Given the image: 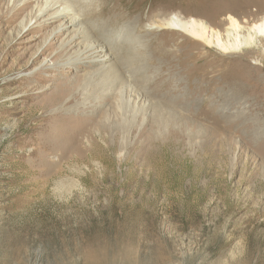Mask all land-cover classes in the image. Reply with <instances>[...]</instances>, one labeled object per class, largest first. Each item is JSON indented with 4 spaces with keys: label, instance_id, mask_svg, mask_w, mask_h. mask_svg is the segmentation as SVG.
<instances>
[{
    "label": "rangeland",
    "instance_id": "374dc122",
    "mask_svg": "<svg viewBox=\"0 0 264 264\" xmlns=\"http://www.w3.org/2000/svg\"><path fill=\"white\" fill-rule=\"evenodd\" d=\"M47 2L0 0V264H264V37L156 25H249L264 0H58L111 76Z\"/></svg>",
    "mask_w": 264,
    "mask_h": 264
},
{
    "label": "bare ground",
    "instance_id": "6f19581e",
    "mask_svg": "<svg viewBox=\"0 0 264 264\" xmlns=\"http://www.w3.org/2000/svg\"><path fill=\"white\" fill-rule=\"evenodd\" d=\"M26 1H30V0H25V2ZM46 4L47 5H45L44 7L38 9V11L36 12V16L44 17V15L49 13V16L46 19H44L43 23H45V25H47L48 22L49 24H51L53 21L64 19V22H61L57 25L58 27L57 30H55V34H58L57 32H61V30L67 31V33H69L67 34L68 39L67 41H65L64 45H72L73 42H76L77 40H81V43H84L86 47L83 51L81 49V51L77 52L76 60H78L81 56H83L82 53H89L88 55L89 58L91 53L94 52V55H92L90 60H88L89 63L92 64L93 62L97 65L98 67L97 71L99 72V74L104 73L111 76V72L114 69V67L110 62L109 56H107L106 53H104L103 55L99 54L100 52L99 47H101L102 51L104 48L101 46V44L95 45L93 43H90V41L88 42V36L85 31V27L83 28V26L80 24L81 20L79 21L77 19L76 17L77 14L75 16L72 12V9H70L68 6H62V4H58V0H54L53 2L51 0V2H47ZM24 5L21 6L19 9L24 8ZM10 16L13 15L10 14ZM227 20L228 23L225 29L220 30L214 28L208 22H205L201 19H197L194 17H189L188 19H185L176 14H172L168 18L162 19L160 22H156V25L160 26V28L179 29L185 34L190 35L194 39L200 40L207 45L217 46L224 53L242 52L244 49L246 50L247 47L251 48L253 46H258L259 45L258 43L260 42V37L261 38L264 37V17L261 18L259 21L253 22L249 25L244 24L246 23L247 20L241 22L239 19H237L232 15H229L227 17ZM32 21H33V17L28 20V25L24 24V22L22 21L21 29L25 31L26 29L28 30L27 26H32ZM97 46L99 47L97 48ZM113 85H114V81H112V86Z\"/></svg>",
    "mask_w": 264,
    "mask_h": 264
}]
</instances>
